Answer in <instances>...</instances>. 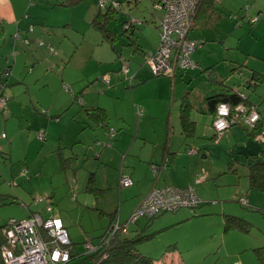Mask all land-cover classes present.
I'll return each instance as SVG.
<instances>
[{
  "label": "rangeland",
  "instance_id": "1",
  "mask_svg": "<svg viewBox=\"0 0 264 264\" xmlns=\"http://www.w3.org/2000/svg\"><path fill=\"white\" fill-rule=\"evenodd\" d=\"M55 1L51 0V2ZM154 1L157 0H119L118 20H113L109 24V29L118 32V39L114 41V44L104 41L101 32L91 24L92 18L100 10L101 0H82L68 6L62 2L61 5L56 6L57 8L54 6L55 27L51 26L52 21L49 18L44 27L42 22L35 25L34 35L30 36L28 44L25 43L24 47L29 63L26 66L27 74L36 65L34 73L29 75V81H27L29 88L23 85L14 88L12 98L10 92H7L8 97L11 98L10 102L14 101V104L19 105V109H13V114L6 115L3 105L0 104V151L4 149L0 154L6 158V161L0 159V171L7 179L6 182L1 180L0 186L16 188L25 194L16 203L0 207L2 215L0 218L3 224L13 217L11 216L13 213L19 215L13 219L26 218L30 210L24 206V203H30L31 199L38 197L39 194L51 193L55 190L54 198L57 201L55 207L62 212V217L59 214L58 217L68 227L73 225L78 228L79 231L74 227L70 229L78 237H82L78 239L79 243H82L86 237L98 238L99 233L105 231L111 219L116 223L133 225L129 219L152 188L154 183L152 172L151 182L142 184L141 193L144 196L135 194L138 197L137 205L134 197L129 198L126 195L140 183L135 176L136 184L125 187L122 190L123 196L119 187L113 188L114 190L106 189L99 194L98 191L87 189L92 170L88 168L86 150L107 154L108 166L99 159L98 173L96 171L93 175L96 185L99 186L101 183L99 174L102 172L111 177L115 172L120 173L123 166L124 171L121 169L123 173L120 175L130 177L126 173L134 175L137 174L136 170H142V163H138V160H141L139 153L144 146L135 145L133 141H130V147L127 146L130 154L124 161L125 154L121 157L116 153L117 144L120 141H115V146L112 147L114 141L112 134L105 135L102 126H99V132L93 135L91 128L85 131L80 130L81 123L78 120L83 116L82 106H87L90 100H95L96 103H101L108 108L110 129L113 132L119 129L123 118L125 127L133 128L134 136L138 128L142 126V134L157 139L160 138L170 111L171 116L173 115L174 118L177 116L179 108L177 95L180 96L182 93L181 79H184L182 75L185 76L195 66L178 71L175 82L171 75H154L146 61V56L135 47L128 45L131 40L122 35V21L125 19L130 21L134 18L136 20L134 24L138 23L134 29L132 27L135 31L132 37L134 42L138 40V43L145 45L148 41L147 44L149 42L154 44V50L158 48L161 31L159 23L163 18V11L154 9ZM32 6L34 7L31 12L44 11L48 8L39 1ZM47 10L51 12L53 9ZM71 22L74 26L66 25ZM239 22L240 26L226 18L203 20L199 24V29L195 28L191 33L189 32L191 36L200 34L201 42L205 41L204 44L199 43L192 56L203 59L204 62L221 60L222 64H225L224 59L227 60L226 63H230V60L236 57L245 60L247 66L252 65V62H259L258 59L264 60V17L254 24L247 20ZM77 27L80 32H77ZM1 33L0 28V35ZM221 37L222 40L219 41ZM41 42L44 44L40 45ZM51 46L56 50H50ZM244 54L252 55L253 59ZM36 56L40 59L34 60ZM124 61L129 66L128 76L138 73L135 81L130 82L128 76L120 70ZM201 70L202 68L198 66V74H201ZM229 70L228 67L226 73H229ZM142 72L147 75L144 79L140 78ZM236 77L243 80L240 73L230 77L227 75L226 78L235 79ZM140 79L144 80V83L134 86L133 89L147 88L144 91L146 100H148L149 92L160 96L159 99H154V106L152 108L150 106L152 112H149L143 102H137V99L132 97L131 85H135ZM174 84L176 87L173 90ZM17 88L18 92L15 93ZM75 88L80 90L84 88V93L79 97L74 95L78 92L74 90ZM174 94L177 95L174 97ZM127 99L130 100V104ZM40 101L41 104H39ZM33 103L38 105L39 113L31 106ZM55 108L60 109L57 117L53 114L56 112ZM141 110L143 111L139 113ZM45 131L47 138L52 137L50 141L37 138L39 133L45 134ZM4 134L6 137L3 136ZM60 146L68 147V150H65L67 158L62 159L64 171L60 169V155L57 154ZM70 156L82 157L85 165H78L73 169L69 164ZM44 176H52L51 186L45 187L46 184L41 179ZM14 177L17 183L9 185V182L15 180ZM79 185L82 186L81 189ZM221 189L229 193L239 189L240 194L226 201L201 204L198 213L210 214L192 217L184 226L171 227L156 233L151 240L143 244L155 248L157 253L154 258L161 259L164 255L178 252L183 264H258L254 248L264 246V193L251 190L249 178L244 173L239 178V185L224 184ZM74 193L78 196L77 201L73 198ZM250 195L251 197L256 195L255 202L252 204H243L239 200L240 197L248 200ZM91 196L96 198L97 205L84 206L82 198ZM223 207L226 210H223ZM99 209H104L106 213L101 216ZM184 210H190L193 214L192 208L163 213L153 218L148 232L155 228L160 229L166 225L162 222L173 221V216ZM113 212H116V215L112 218L110 213ZM225 213H232L243 219L242 222L247 229L238 226L227 227ZM104 218H106V224L103 226ZM147 219L148 217L143 216L141 225L145 226ZM129 233L132 235L133 232L129 231ZM83 245L85 243L78 245L80 252ZM152 248L147 251L140 245L141 251L146 255H150ZM69 264H89V261H83L82 256L74 258Z\"/></svg>",
  "mask_w": 264,
  "mask_h": 264
},
{
  "label": "crops",
  "instance_id": "2",
  "mask_svg": "<svg viewBox=\"0 0 264 264\" xmlns=\"http://www.w3.org/2000/svg\"><path fill=\"white\" fill-rule=\"evenodd\" d=\"M36 1H39L40 4L48 8H46V10L44 11L34 10L33 12H31V9H33L34 7L32 5L35 4ZM81 1L82 0H80V2ZM59 2H61V0H56L55 2H51V0H0V28L2 29V33L0 35V43H2L0 46V79L2 80H5V78L7 79L6 82L7 90L5 95H7V92L8 93L10 92L11 98L14 97V93L12 92V90L16 87H20L21 85H23V87L26 86L29 88L27 81H29V75L34 73L36 65L33 67L32 71H30V73L27 74L28 67L26 66H28L29 63L26 58L27 51L24 50L25 43L28 44L26 40H28L30 36H32V34L34 35L35 25L39 22H42L44 24L43 25L44 27L46 25V22H48L47 19L49 18L52 21L51 26L55 27V24H53V22L56 21H54L53 13L55 7L59 5ZM47 9H53V10L49 12ZM235 16L237 17L235 18ZM254 16H258L259 19L257 21L252 22L251 19ZM262 17H264V0H204L198 9L190 33L195 28L199 29L200 28L199 24L206 18L208 20H212V19L219 20L221 18H226V19H230V21H233V23H237L238 26H240V22H239L240 20H247V22H251L252 24H254L256 22L258 23ZM137 24L138 23H136L135 25ZM66 25L71 27L74 26L73 22L67 23ZM135 25L133 26V29L135 28ZM76 29L77 32H80L79 27H77ZM133 29L129 32L131 33L130 34L131 38L135 33ZM190 33H189V38L198 41L199 43L202 44L205 43V41L201 42L200 34L197 33L193 35L195 36L193 37L190 35ZM218 40L219 41L222 40V37ZM132 41H134V39H132ZM135 42H134V47H137L139 49L138 51L141 54L154 50L153 43L149 42L147 44L148 42L147 41L145 45H143L138 43V40H136ZM50 50L55 51L56 49L51 46ZM52 53L56 54V52H52ZM244 55L249 58H252V55L250 54H244ZM38 56L34 57V60L37 58L39 60L40 57ZM191 57H193L192 54ZM192 59L195 62V67H193L194 69L188 71L185 76L184 74L182 75L184 79H181L183 83L181 89L182 90L181 95L179 96L177 94H174V97L175 95H177L179 100L178 101L179 108H178L177 116L175 118L173 115L171 116V111H170L169 113L170 116L166 121L164 129H162L160 138L155 139L142 134L141 133L142 126L138 128L137 133L134 136L133 128L130 126L126 128L125 127L126 123L124 122V119L122 117H119L122 118L123 120V122H120L121 124L119 125L120 127L118 129L121 132L119 135H117V138L114 139L112 144V147H114L115 141L117 140L120 141L117 144V151H116L117 155L122 157L125 154L124 161L127 160L128 155L130 154L128 150V147H130L131 145L130 141H133L135 145L144 146L139 153L141 160L140 159L138 160V163L139 162L142 163L141 164L142 170L139 171L136 170L137 174L134 175L126 173L134 181L133 185L136 184V180L134 179V176L136 177L137 181L138 180L140 181L137 187H134L132 190L126 193V195L129 198L134 197L136 201V205L138 204V197H136L135 194H140V197H143L144 194L141 193L142 184H148L152 180L151 178L152 175L150 171L151 164L153 163L162 164L165 159L164 158L165 155L168 156L169 163L166 166H163V168L159 173L158 179L153 180L154 183L153 185L151 184L152 188L154 186L161 187L166 185H174L180 187L192 186L196 190L197 194L200 196L202 200V204H205L207 202L218 203L219 201H226L229 200V198H234L236 194L239 195L240 194L239 189L236 190L235 192L229 193V191H225V190L223 191L221 189V186L224 184L239 185V178L242 173L247 175L249 178V166L251 164H253L257 160L264 162V82L261 83L257 88L256 91L257 93L253 94V96L251 97V100L253 99L254 103L257 104V107L259 108L262 114V118L257 128V129L260 128L262 130V135L260 138L252 137L251 131L244 124L241 123L229 127L223 133H217L212 123L214 115L211 113V111H209L207 104V98L215 92V89L213 88L209 80L210 79L209 74L211 72L218 75V77L221 79H227L226 78L227 75L228 77H230L231 75L234 76L232 72L235 71V73H240L243 79H249L250 77H252V73L254 71H258L264 74V65H263L264 60L258 59L257 61L259 62H252V65L247 66L245 60L238 59L236 57L234 59H231L230 63H226L227 60L224 59L223 63L225 64H222L221 60L204 62L203 59L200 60L198 59V57L196 58L193 57ZM198 66L202 68L201 74H198ZM228 67L230 68V70L229 73H226L228 71ZM18 68H20V70H17ZM242 68L246 70H243ZM7 69H9L10 72L7 76H5V71ZM134 74L135 75H133L134 76L133 81L136 80V76L138 75V73L137 74L134 73ZM146 76L147 75L145 72H142L140 74V78L144 79ZM175 78H174V82L176 80ZM231 80H236V78L227 79V81H231ZM142 83H144V80L140 79L137 83H135V85L132 86V90H131L132 97L133 99H137V102H143L146 108L149 110V112H152L151 108L155 104L154 99L155 100L159 99L160 96L159 94L155 96L153 95V93L149 92L148 100H146V97L144 96V91L147 88L140 87L133 89L134 86ZM175 87L176 86L174 84L173 90L175 89ZM15 90H16L15 93H17L18 88ZM74 90L78 91L77 93L74 94L76 96L80 92H82V94L84 93V88L81 90L80 88H75ZM241 90L245 92L244 87H242ZM184 94H188V96L186 97L189 99V102L191 104V113H192L191 116L192 119L194 120V126L193 128H191L193 129V131H190L188 133L185 132V129L181 124V119H180L181 106H182L181 103L183 101V98H185ZM11 98L8 97L7 95L6 98L7 101L5 104H2L0 101V104L3 105V110L6 115L8 113L13 114L12 113L14 112L13 109H19L18 104H14V101L10 102ZM127 101L128 104H130V100L127 99ZM41 103L42 102L40 101L39 104ZM31 106L37 113L40 112V109L38 105H36V103H33V105ZM99 106L105 107L108 111V108L105 105L101 103H96L95 100L92 101L90 100L87 106L85 105L82 106L83 116L82 119L78 120L81 123V125H79L80 130L85 131L91 128L93 130V135H96L99 132V125L94 123V120L91 118V116H89L90 111ZM54 110H56V112H53V114L56 115L55 117H57V115H59L60 109L55 108ZM60 120H62V118ZM103 132L106 135V131L104 130ZM4 137H6V135ZM47 137L48 136L45 131L43 139L39 137L37 138L44 141L46 140L50 141L52 139V137L51 138H47ZM125 148L127 149L125 150ZM188 148H195L196 152L188 153L187 151ZM2 150L4 149H1V151ZM65 150H68V147L60 146L59 149L57 150V154L60 155L61 171H64L62 165V159H65L66 157ZM86 153L88 155L86 157V159H88L87 160L88 168L89 170H92L88 180V185L90 187L92 186V189L90 187L88 189V185H87V189L91 191L99 192V188H100L102 193L105 192L106 189H113V188L117 189L118 187L120 189L119 178L122 176L120 174L123 173L121 172V169L122 171H124L123 166H121L120 173L115 172V174H112L111 177H108L107 173L105 172L99 174L101 178V183L99 184V186H97L93 175L95 174L96 171L98 173L99 159H102V163H104L105 166H108L107 165L108 157L106 152L103 155L102 153L99 154V151L86 150ZM0 155H1L0 159H4L6 161V158L3 157L2 154ZM68 159H69V164L73 169H75V167H77L78 165H82V164L85 165V163H83V158L80 156H78L77 158H75V156H70ZM104 175L105 177H103ZM0 177H1L0 183L1 180H4L5 182L7 181V179H5L6 176L5 177L3 176L2 171H0ZM14 179L15 180H13V182L12 181L9 182L10 183L9 185L17 183L15 182L17 181L16 177H14ZM41 179L44 180L46 184L45 187L51 186L53 182L52 176H44L41 177ZM81 188L82 186L79 185V189ZM124 188L125 187L120 189V193H122V190ZM249 188H250V182H249ZM251 190H255V189H251ZM137 191L138 193H136ZM24 195L25 194H22V192L18 191L16 188H9L8 186H5V188H3L2 186H0V207L3 205L16 203L17 200H19L20 197H24ZM123 195L124 194L122 193V196ZM256 195L252 197L250 195V197H248V200L245 197L243 198L240 197L239 200L242 202V199H245L247 201V204H252L255 202L254 200L256 198ZM54 197H55V190H52L51 193L39 194L38 197L32 198L30 203H24V206H27L30 210L26 218L33 216L34 214H39L43 218H47L51 215L58 216V214L60 215V217H62V212L58 211L55 207L57 205V201L55 200ZM73 198L75 201H77L78 196L76 195V193H74ZM82 200L84 202V206H88L90 204L97 205L95 201L96 198H92V196L89 198H84V199L82 198ZM39 205L41 207H38ZM99 210L101 216L106 213L104 209H99ZM223 210H226L225 207H223ZM46 211L49 213H47ZM206 214H210V213L206 212L204 214H200L199 216H204ZM226 214H232V213H225V215ZM110 215L112 216V218L114 217L112 213H110ZM11 216H13L11 218L13 219L16 218V216L18 217L19 215L13 213ZM192 217L195 216L191 213L190 210H184L174 215L172 218L173 221L162 222L163 224H166L164 225L165 227L162 226L160 227V229L155 228V231L159 230V232H162L167 228H171V227L178 228L184 226L186 222L189 221L190 218ZM141 218L138 220L137 223H133V225L131 226H130L131 223L127 225L128 232L132 231L134 233L136 231L142 230L141 228L144 225H141V223L143 222L141 221ZM223 219L225 222V218ZM112 220L113 219L110 220V223ZM103 221H104L103 224L104 226L106 224V218H104ZM147 221L148 220H146L145 223H147ZM110 223L108 224V226L110 225ZM6 224H3V220L0 218L1 240L5 238L2 229ZM65 226L68 229L72 243H74L73 244L74 252L77 253V256H79V254L81 253H82L81 255L86 254L87 251L84 247L87 246L83 245V249H80L82 252H80L78 245L84 243L85 241H89L90 238L86 237L85 240L82 241V243H79L78 239L82 237H78L74 233V231L70 229L72 227L74 228L77 227L73 225L71 226L69 225V227L67 225ZM129 234L130 233H128V235ZM142 247H144V250L147 251H149V249L152 248L151 246H146V245L145 246L142 245ZM150 251H151L150 255L152 256L156 255L157 253V251H155V248H152V250ZM178 254H179L178 252H175L170 255L162 256V258L160 259L161 264L162 263L165 264L167 262L174 264V261H176L177 264L178 262L180 264H183L181 257Z\"/></svg>",
  "mask_w": 264,
  "mask_h": 264
},
{
  "label": "built area",
  "instance_id": "3",
  "mask_svg": "<svg viewBox=\"0 0 264 264\" xmlns=\"http://www.w3.org/2000/svg\"><path fill=\"white\" fill-rule=\"evenodd\" d=\"M203 0H157L154 9L163 11L160 20V43L156 50L146 54V61L154 75L174 76L180 70L195 66L191 57L192 52L199 46V42L189 38L198 9ZM118 6L116 0H101V7L106 4ZM255 17L253 20H257ZM136 20L132 18L130 23ZM126 24V27L130 26ZM128 70V67L125 68ZM108 80V79H106ZM3 87V86H2ZM2 104L6 98L1 97ZM262 118L257 107H248L244 103L232 106L229 103H219L213 117V126L217 133L225 132L235 124H244L248 129H255ZM258 128V127H257ZM262 135V130L257 138ZM5 136V134L3 135ZM38 137L43 139L44 134ZM189 153H195V148H190ZM152 164L151 171L157 179L160 168L167 164ZM133 180L121 176L119 186L130 187ZM200 198L192 186L178 187L166 185L153 187L145 196L139 208L132 214L129 221L136 223L142 216H153L162 212H175L181 207H194ZM242 203L247 204L245 199ZM127 223L112 221L107 232L108 240L116 233L127 232ZM6 243L1 248V255L5 264H68L71 260V245L68 229L62 219L51 215L47 218L39 214L23 218L10 219L2 229ZM90 243L87 244V247Z\"/></svg>",
  "mask_w": 264,
  "mask_h": 264
},
{
  "label": "trees",
  "instance_id": "4",
  "mask_svg": "<svg viewBox=\"0 0 264 264\" xmlns=\"http://www.w3.org/2000/svg\"><path fill=\"white\" fill-rule=\"evenodd\" d=\"M116 1H118L119 3L118 6H113L109 3V4H106L104 7H100V10L94 15L91 21L92 26L95 29H97V31L101 32L102 39L104 41L107 40L111 44H114V41L118 39V34H117L118 32L117 31L114 32L111 29H109V24L113 20L117 21L118 16H119L120 2L119 0H116ZM79 2L80 0H64V1L59 2V5H61L62 3L65 6H68V5L77 4ZM236 17L237 16H235V18ZM255 17L258 18V16H255ZM253 18L251 19L252 22L255 21L253 20ZM127 23H130V21L125 20L122 22V25L124 28L122 35L126 36L127 38L131 40V42L128 45L134 48V41H132V38L130 35L131 33L129 32L132 30V27L135 24L130 23V26L126 27ZM26 41L29 42L28 40ZM42 44L44 43L41 42L40 45ZM135 49L139 50L137 47H135ZM147 53H144V55L146 56ZM126 67H128V70H125ZM120 70L122 71V73L128 76L129 66L125 63V61L121 64ZM9 72H10L9 69H7L5 71V76H7ZM177 73L173 76V79L176 77ZM232 74H236L235 71H233ZM133 77H134L133 75L128 76L130 82L133 81ZM209 78H210L209 80L211 82V85L215 89V92L207 98V104H208L209 111H211L213 115H215L216 113L218 104L222 102L229 103L233 107L240 103H244L249 108L252 106L257 107V104L254 103L253 99L251 100V97L253 96V94L257 93L256 92L257 88L259 87L261 83L264 82V74L258 71H254L252 73V77H250L249 79H243L241 81L239 78L236 77L237 78L236 80L227 81V79H221L218 77V75L211 72L209 74ZM5 80L0 79V98L2 96L7 98V96L5 95L6 89H7V83H6L7 79L5 78ZM131 86H133V84ZM242 87L245 88L246 93L241 90ZM77 95L78 97L81 96L82 92L78 93ZM184 96L185 98H183V101L181 103L182 106H181L180 119H181V124L183 125L185 129V132L188 133L190 131H193V129L191 128H193L194 126V120L192 119V116H191L192 114L191 104L189 102V99L186 97L188 96V94H184ZM142 111L143 110L139 111V113ZM89 116H91V118L94 120V123L98 124L99 126H102L103 129L106 131V133L112 134L113 139L117 138V135L120 134L121 132L120 130H116L115 132H113V130L110 129V126H109L110 115L105 107L99 106L91 110ZM257 127L255 129H249L251 131L252 137H256V135L260 132L261 129L260 128L257 129ZM189 149L190 148H188L187 151ZM157 179L154 177V180H157ZM249 182H250L251 189H255V190H258L264 193V162L257 160L249 166ZM89 187L90 186L88 185V189ZM90 188L92 189V186ZM100 193H101V190L99 188V194ZM201 204H202V200L200 198V201L194 207L184 206V207H181L180 209L192 208L193 215L199 216L200 213H198V208L200 207ZM163 213L164 212L153 215V216H146L148 217L147 219L148 221L146 225L141 228L142 229L141 231H136L132 233V235L130 234L128 235L129 233L128 230L125 233L118 232L114 234V236H112L110 240H108L107 232L109 231L110 225L113 221L112 220L110 225L107 226V228L105 229V231L102 233H99V237L96 240H94L92 237L90 238L89 241L84 242L86 246L88 243H90V246L85 247L87 252L86 254H83V255H81L82 254L81 253L79 254V256H77V253L74 252V245H73L74 243H72V240L70 237L71 260L69 262H71L76 256L77 257L83 256V261L88 260L89 264H161L160 259L154 258V256L152 255H146L145 253H143L140 249V245H143L149 239L151 240V238L154 237L156 233L157 234L159 233V230H156V231L153 230L151 232H148L150 229L148 227H150L149 225L151 224V221L153 220L154 217L162 215ZM112 214L115 217L116 212H113ZM225 216H226V221H228L227 227L228 226H238L245 230L247 229L246 226L242 222L243 219H241L240 217L236 215H232V214H226ZM4 243H6V238L2 240L0 239V248H2ZM254 252H255L258 264H264V246L255 247ZM174 263H176V261H174ZM0 264H5L2 258V255H1V251H0ZM169 264H172V263L169 262ZM178 264L180 263L178 262Z\"/></svg>",
  "mask_w": 264,
  "mask_h": 264
},
{
  "label": "flooded vegetation",
  "instance_id": "5",
  "mask_svg": "<svg viewBox=\"0 0 264 264\" xmlns=\"http://www.w3.org/2000/svg\"><path fill=\"white\" fill-rule=\"evenodd\" d=\"M166 159L168 160V156H167ZM164 162H165V159H164L163 163H164ZM163 163H162V164H163ZM168 163H169V160H168L167 164H168ZM153 164H156V163H153ZM167 164H166V165H167ZM158 165H161V164H158ZM166 165H165V166H166ZM151 166H152V164H151ZM161 169H162V168H160V171H161Z\"/></svg>",
  "mask_w": 264,
  "mask_h": 264
},
{
  "label": "water",
  "instance_id": "6",
  "mask_svg": "<svg viewBox=\"0 0 264 264\" xmlns=\"http://www.w3.org/2000/svg\"><path fill=\"white\" fill-rule=\"evenodd\" d=\"M164 158L166 159V158H167V156L165 155V156H164Z\"/></svg>",
  "mask_w": 264,
  "mask_h": 264
},
{
  "label": "bare ground",
  "instance_id": "7",
  "mask_svg": "<svg viewBox=\"0 0 264 264\" xmlns=\"http://www.w3.org/2000/svg\"><path fill=\"white\" fill-rule=\"evenodd\" d=\"M258 135V134H257ZM257 135H256V137H257Z\"/></svg>",
  "mask_w": 264,
  "mask_h": 264
}]
</instances>
